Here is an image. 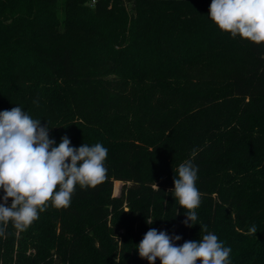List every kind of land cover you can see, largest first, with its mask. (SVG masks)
<instances>
[{"label": "trees", "instance_id": "obj_1", "mask_svg": "<svg viewBox=\"0 0 264 264\" xmlns=\"http://www.w3.org/2000/svg\"><path fill=\"white\" fill-rule=\"evenodd\" d=\"M92 1L0 0V111L22 107L54 146L108 149L105 182L23 231L0 225V264H148V230L182 246L202 225L231 264H264V43L220 30L211 0ZM186 161L191 227L172 195Z\"/></svg>", "mask_w": 264, "mask_h": 264}, {"label": "clouds", "instance_id": "obj_2", "mask_svg": "<svg viewBox=\"0 0 264 264\" xmlns=\"http://www.w3.org/2000/svg\"><path fill=\"white\" fill-rule=\"evenodd\" d=\"M208 15L220 30L233 38L239 36L257 45L264 43V0H211ZM49 129L20 106L0 111V190L4 193L0 225L11 222L23 231L39 218L49 203L56 208L69 207L77 185L95 188L107 179L108 149L103 144H82L75 148L64 136L54 146ZM177 171L172 195L187 210L185 223L190 221L191 227L197 220L195 209L201 203V193L196 187L198 168L186 161ZM9 199L12 202L7 206ZM146 222L151 224L153 220L147 218ZM200 228L207 234L198 242L186 241L182 246L173 243L180 236L173 238L152 228L136 247L139 257L148 264H155L157 259L160 264H197L198 261L199 264H231V247L208 232L207 225ZM4 231L0 227V236ZM249 232L256 234V226Z\"/></svg>", "mask_w": 264, "mask_h": 264}, {"label": "rangeland", "instance_id": "obj_3", "mask_svg": "<svg viewBox=\"0 0 264 264\" xmlns=\"http://www.w3.org/2000/svg\"><path fill=\"white\" fill-rule=\"evenodd\" d=\"M123 182L122 181H117L115 182V189H114V194L119 195L121 192Z\"/></svg>", "mask_w": 264, "mask_h": 264}, {"label": "built area", "instance_id": "obj_4", "mask_svg": "<svg viewBox=\"0 0 264 264\" xmlns=\"http://www.w3.org/2000/svg\"><path fill=\"white\" fill-rule=\"evenodd\" d=\"M92 2H93V3H95V2H96V0H93Z\"/></svg>", "mask_w": 264, "mask_h": 264}]
</instances>
